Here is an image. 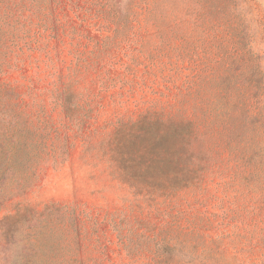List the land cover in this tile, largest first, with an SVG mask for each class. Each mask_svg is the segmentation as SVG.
Instances as JSON below:
<instances>
[{
  "label": "rangeland",
  "instance_id": "obj_1",
  "mask_svg": "<svg viewBox=\"0 0 264 264\" xmlns=\"http://www.w3.org/2000/svg\"><path fill=\"white\" fill-rule=\"evenodd\" d=\"M145 114L199 123L200 181L120 178ZM166 261L264 264V0H0V264Z\"/></svg>",
  "mask_w": 264,
  "mask_h": 264
},
{
  "label": "trees",
  "instance_id": "obj_2",
  "mask_svg": "<svg viewBox=\"0 0 264 264\" xmlns=\"http://www.w3.org/2000/svg\"><path fill=\"white\" fill-rule=\"evenodd\" d=\"M198 125L193 120L149 114L120 122L112 147L118 153L120 178L147 198L167 197L200 181L210 146ZM159 251L167 256L170 248L164 246Z\"/></svg>",
  "mask_w": 264,
  "mask_h": 264
}]
</instances>
